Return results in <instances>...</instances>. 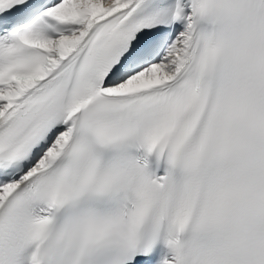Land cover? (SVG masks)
Instances as JSON below:
<instances>
[{
  "label": "snow or ice",
  "instance_id": "6c2138e0",
  "mask_svg": "<svg viewBox=\"0 0 264 264\" xmlns=\"http://www.w3.org/2000/svg\"><path fill=\"white\" fill-rule=\"evenodd\" d=\"M0 264H264V0H0Z\"/></svg>",
  "mask_w": 264,
  "mask_h": 264
}]
</instances>
